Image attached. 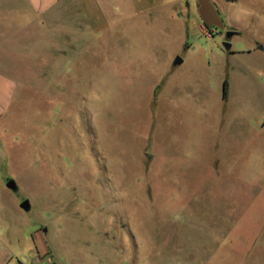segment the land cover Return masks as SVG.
<instances>
[{"label":"rangeland","instance_id":"1","mask_svg":"<svg viewBox=\"0 0 264 264\" xmlns=\"http://www.w3.org/2000/svg\"><path fill=\"white\" fill-rule=\"evenodd\" d=\"M35 25L10 264H264V0H58Z\"/></svg>","mask_w":264,"mask_h":264},{"label":"crops","instance_id":"2","mask_svg":"<svg viewBox=\"0 0 264 264\" xmlns=\"http://www.w3.org/2000/svg\"><path fill=\"white\" fill-rule=\"evenodd\" d=\"M57 1L0 0V258L6 253L7 264L13 261L14 243L19 241V220L14 218L11 206L10 192L15 191L7 187L11 176L7 173L8 164L5 165L2 159L5 151L3 138L14 125H31L29 115L33 107H30L29 92L21 84L18 67L31 64L26 51L35 48L34 35L41 30L35 22L48 16L52 4ZM210 7L206 12L214 13ZM205 10L202 8V16L206 15ZM21 114L26 117L23 121L20 120ZM32 238L34 245L37 239L42 240L37 233Z\"/></svg>","mask_w":264,"mask_h":264},{"label":"water","instance_id":"3","mask_svg":"<svg viewBox=\"0 0 264 264\" xmlns=\"http://www.w3.org/2000/svg\"><path fill=\"white\" fill-rule=\"evenodd\" d=\"M237 34V32L234 31H229L226 34V40L224 42V48L226 51L231 52L232 51V38ZM261 50H263V47H260ZM183 64V59L181 57H177L173 63L175 67ZM7 187L12 189L13 191L17 190V183L15 180H10L7 183ZM21 208L28 210L30 208V203L29 201H25L24 203L21 204Z\"/></svg>","mask_w":264,"mask_h":264},{"label":"trees","instance_id":"4","mask_svg":"<svg viewBox=\"0 0 264 264\" xmlns=\"http://www.w3.org/2000/svg\"><path fill=\"white\" fill-rule=\"evenodd\" d=\"M227 1H232V0H227ZM227 96H228V81L225 80L224 89H223V98L226 99Z\"/></svg>","mask_w":264,"mask_h":264}]
</instances>
